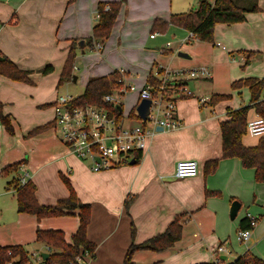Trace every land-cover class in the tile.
Listing matches in <instances>:
<instances>
[{"label":"crops","instance_id":"0c3cea01","mask_svg":"<svg viewBox=\"0 0 264 264\" xmlns=\"http://www.w3.org/2000/svg\"><path fill=\"white\" fill-rule=\"evenodd\" d=\"M111 1H120V8L109 37L102 41L103 48L96 53L85 42L96 22L98 3ZM233 1L246 9L253 5L258 9L244 12L243 21L216 23L213 42H204L190 37V31L171 24L164 30L151 29L154 19L167 21L173 13L194 10L198 0H0V51L18 68L29 71L30 79V82L15 81L0 74L2 113L9 117L13 135L11 111L19 98L15 91L40 94L37 83L48 76L42 75L40 69L48 64L52 66L51 72L56 71L57 84L74 40L78 46L73 66L76 67L78 59L86 61L84 57L91 51L101 57L94 66L87 64L84 68L81 73L83 87L90 77L122 69L139 88L147 83L151 72L158 69L162 73L168 69L182 71V75L171 74L169 78L182 79L192 93L176 100V114L182 120L180 128L166 130L152 124L153 136L141 156L137 155L136 163L110 170L92 171L88 161L77 158L63 143L49 137L54 129L53 103L57 95L51 94L46 100L45 96L34 95L36 99L28 105L34 115L44 114L40 122L21 127L24 143L35 146L30 152H14L13 144L4 149V141L9 136L1 132L3 173L17 175V180L28 173V179L35 185L38 203L54 205L59 199L68 197L69 191L59 179L61 173L69 178L79 200L90 205L86 236L96 248L93 259L85 257L84 264H122L132 241L141 243L162 233L177 216L182 225L180 239L161 251L136 250L132 256L134 264L212 262L219 245L227 249L222 254L226 263L247 250L264 259V182L255 181L254 169L243 167L238 158H220V123L228 118V110L250 101L249 88L234 89L232 82L264 77V54L261 53L264 49V0ZM80 40L84 42L83 47L78 44ZM217 42L225 48L215 45ZM175 43H179L176 49L185 52L187 57L178 56L179 51L175 53ZM241 55L249 56L247 63L239 59ZM103 60L106 65L99 67ZM202 66L208 74L188 75L187 71ZM162 75L155 77L159 79ZM129 93L133 95V105L136 103L124 122L132 125L131 121L139 119L131 114L139 99L136 91ZM216 96L226 97L212 102ZM201 98L206 100L201 102ZM8 107H11L9 111ZM257 115L254 107L250 108L247 121ZM46 124L51 126L30 134ZM258 137L246 129L242 143L254 146ZM215 158H220L215 170L204 176L205 162ZM186 159L197 162V175L176 178V162ZM16 162L20 164L14 171L10 165ZM15 179L7 180L6 186ZM11 192L15 198V193ZM4 196L0 188V245H21L31 259H35L37 253L49 254L50 251L43 243L44 248L37 253L33 252L36 249H27V246L40 243L36 241L38 228L61 230L65 240L71 241L79 223L77 209L69 215L37 219L32 214L19 213L16 198L13 203L7 199L3 201ZM126 197L129 198L127 207L124 205ZM234 200L240 207L231 219L229 210ZM248 215L256 216L257 224L249 238L242 241L237 233L240 221Z\"/></svg>","mask_w":264,"mask_h":264},{"label":"trees","instance_id":"16d2710c","mask_svg":"<svg viewBox=\"0 0 264 264\" xmlns=\"http://www.w3.org/2000/svg\"><path fill=\"white\" fill-rule=\"evenodd\" d=\"M106 4L109 6L108 10H104ZM119 8L120 1L98 3L97 11L99 12V18L92 26L91 36L85 44H88L91 48L94 42H102L109 37ZM257 9L256 5L246 9L237 5L233 0H198L197 7L194 10L173 13L167 21L159 18L154 19L151 29L152 31L164 30L171 24L192 32L200 41L213 42V30L216 23L230 24L243 21L244 12ZM77 46V42L75 40L72 41L60 72L57 86L74 77L73 64ZM255 53L251 52L250 54ZM261 53L264 54V49ZM248 60L249 56L246 55L245 63ZM51 71L52 66L49 64L40 69V72L43 74H48ZM28 73L29 71L18 68L12 60L0 51L1 75L15 81L30 82ZM118 77L119 73L117 71L103 76L90 77L83 92L74 97L72 101L73 105L93 104L106 106L116 114L118 119H121V111H117L116 106L103 101L104 95L111 92ZM147 83L156 85L159 83V79L150 73ZM231 86L234 89L247 86L250 91V101L247 105L228 110V118L220 123L222 137L220 158H238L243 167L254 169L255 181L264 182V135L260 136L258 143L254 146H245L242 143V137L246 133L248 110L254 107L256 113L264 118V77L260 79L255 77L238 79L233 81ZM224 97L226 96H216V100L214 97L212 102ZM131 114L137 116L134 111ZM0 122L9 132L13 131L9 117L2 113L1 102ZM49 126L51 124L37 127L30 131V134ZM220 158L210 159L205 162L204 176L215 170ZM19 164L20 162L13 163L10 165V168L12 170L17 169ZM60 178L67 187L69 195L65 199H59L54 205H42L38 203L35 196V185L29 179L23 185H19L18 180H12L7 184L6 188L7 190H13L15 193L17 211L19 213L32 214L37 219L69 215L73 213V210L77 209L79 223L76 231L71 236V241L65 240L64 233L61 230L39 228L36 230V241L45 244L50 250L48 256L42 259L43 264H84L77 261L76 257L87 252L88 257L93 258L96 248L95 244L90 242L86 236L87 226L90 222V205L79 200L67 176L60 173ZM128 203L129 198L126 197L124 205L127 207ZM179 218V216L175 217L162 233L150 237L141 243H134L132 241L124 255L123 264H134L132 256L136 250L161 251L172 246L181 237L182 225ZM247 227H249L248 216L240 221L239 230ZM131 234L133 236V226ZM8 261H12V264H35L21 245H0V264H6ZM193 264L217 263L200 262ZM218 264H264V259L255 256L247 250L237 256L232 262L226 263L225 260L220 259Z\"/></svg>","mask_w":264,"mask_h":264},{"label":"built area","instance_id":"2783aa9c","mask_svg":"<svg viewBox=\"0 0 264 264\" xmlns=\"http://www.w3.org/2000/svg\"><path fill=\"white\" fill-rule=\"evenodd\" d=\"M106 4L104 10H108ZM99 18V12L96 11L95 20ZM151 37L154 34L150 35ZM190 37H195L192 32ZM221 46L219 42L215 43ZM103 48L102 42H94L90 50L99 52ZM245 55H241L239 59L245 60ZM235 60V58H232ZM76 69L75 66H73ZM119 77L110 93L103 97V101L117 107V111H121L122 118L118 119L116 114L106 106H97L93 104L73 105L72 101L75 96L59 95L53 103V121L54 128L58 129L61 142L68 150L77 158L88 161L90 168L94 172L110 170L118 166L128 165L132 159H136L137 155L141 156L142 152L148 145V140L153 136V129L148 127L147 123L161 126L166 130H174L182 126V120L176 114V100L183 96H190L191 91L184 85L182 79L177 78L170 80L169 76L175 74L182 75V71L170 72L164 69V72H151L153 76L162 75L159 83L150 85L143 84L136 87L126 73L119 69L117 71ZM190 77H196L199 74L206 75L208 71L202 66L197 69L187 71ZM136 91L139 101L141 99H149V113L147 119L143 121L138 115L141 124L128 125L124 122L127 116L122 112V100L125 93ZM201 98L200 101H205ZM247 131L253 136L264 135V118L257 115L246 123ZM2 132V124L0 122V137ZM3 173L0 167V175ZM198 173V164L195 160L186 159L179 160L175 164L174 176L176 178L194 177ZM28 180V173L18 179L19 185H23ZM249 227L238 230L237 237L239 240L245 241L249 238L252 229L257 224V217L248 215ZM227 249L223 245H219L213 253L214 263H219L222 254ZM88 257L87 252L78 255L76 260L84 262ZM40 253L35 255V259H31L33 263L41 262ZM6 264H12L8 261Z\"/></svg>","mask_w":264,"mask_h":264},{"label":"rangeland","instance_id":"374dc122","mask_svg":"<svg viewBox=\"0 0 264 264\" xmlns=\"http://www.w3.org/2000/svg\"><path fill=\"white\" fill-rule=\"evenodd\" d=\"M170 42H173V39L170 37L169 38ZM180 43V42H179ZM179 43H175L174 46V51L175 53H177L179 50L176 49L178 48L179 46ZM92 53L89 54V51L87 52L89 55H86L84 57V59L86 61H83L81 59H78L77 62H76V69L73 68V76H77V79L74 81L73 78H71L69 81L67 82H64L63 84L59 85L58 87L56 86L57 84L55 83L56 79H57V74H56V71H53L51 72L50 74H46L48 75L44 80L40 81V83H37V85L39 86V89L38 91L41 92L40 94H34V93H30V95H32L30 97V95L25 92L24 90L22 91H15V93L18 94V99H17V103L14 104V106L12 107V120H13V125H14V128H15V133L14 135L11 134V132H9L2 124V132L3 133H6L7 136H9L8 138H6L7 140L4 141V144H3V148L6 149L7 146H9V144H13V151H25V152H30V148H35L34 145H30L28 142L27 143H24V141L22 140V136H21V127L22 126H25L27 124H32L33 122L35 121H39L41 117L44 116L43 112L39 114V112L34 115L30 108H28V105H31V103H33L34 99H36V95L37 96H41V97H44L45 96V100L50 98V95L54 94V95H68V96H77V95H80L82 92H83V78H82V75L81 73L83 72L84 68L86 67L87 64H94L99 60L101 59V57L94 53V51H91ZM106 65V61L103 60V62L98 65L99 67H102ZM43 75V73H41ZM99 73H93V75H97ZM14 92V91H13ZM35 95V96H34ZM33 97V98H32ZM133 95H130V93L128 92L127 94L125 93V96L122 100V105H123V115L124 116H127L132 108V105H133ZM136 103V101H135ZM134 103V105H135ZM133 105V106H134ZM11 107H8L7 108V111H9V109H11ZM134 108V107H133ZM40 122V121H39ZM126 123V121H125ZM132 125H135V124H141L142 122L140 121V119H136V120H133L130 122ZM148 127H151V123H147ZM4 135V134H3ZM14 136V137H13ZM13 137V138H12ZM49 137H51L53 139V141H57L58 143L62 144L61 140H60V135H59V132H58V129L57 128H54L52 129L50 132H49ZM260 138V137H258ZM2 140V139H1ZM23 141V142H22ZM2 143V142H1ZM33 146V147H32ZM50 147V146H49ZM12 151V152H13ZM51 151V149H50ZM50 153V152H49ZM26 155H24L25 157ZM75 156V155H74ZM15 171V170H14ZM19 172V171H18ZM20 172L18 173L19 177H20ZM24 173H22L23 175ZM24 176V175H23ZM12 177H14L15 180H17V175H8V174H5L3 173L1 176H0V188L2 190V193L6 196L2 197L3 198V201L4 200H8V201H12L13 203L15 202V198H13V196L11 195V191L13 190H7L6 188V181L7 180H11ZM61 183L63 182L61 180V178H59ZM7 193V194H5ZM1 198V200H2ZM31 246V245H30ZM27 246V249L28 250H32L33 249H36L34 250L33 252H36V251H41L44 247L41 243H38L36 244L35 246ZM36 247V248H35ZM32 252V253H33ZM37 253V252H36ZM42 256V255H41ZM43 258V257H42ZM230 256L227 258L229 259ZM87 260H91L93 258H90V257H86ZM123 262V261H122ZM84 263V262H83ZM123 264V263H122Z\"/></svg>","mask_w":264,"mask_h":264},{"label":"water","instance_id":"95a60500","mask_svg":"<svg viewBox=\"0 0 264 264\" xmlns=\"http://www.w3.org/2000/svg\"><path fill=\"white\" fill-rule=\"evenodd\" d=\"M79 46L83 47L84 42L83 40L79 41ZM178 56L181 57H187L188 55L185 52L179 51L177 53ZM76 79V76L73 77V80ZM149 106H150V100L149 99H141L138 104L136 105L135 112L136 114L143 120L145 121L147 119L148 113H149ZM136 163L135 159H132L129 164H134ZM240 207V203L236 200L232 201L230 205V210H229V216L231 219L235 218L237 211ZM43 259H45L48 256L47 252H42L41 253ZM220 259L224 260L225 256L221 255Z\"/></svg>","mask_w":264,"mask_h":264}]
</instances>
